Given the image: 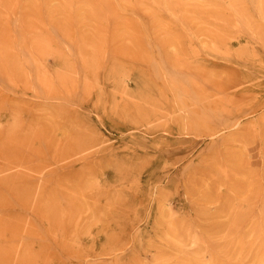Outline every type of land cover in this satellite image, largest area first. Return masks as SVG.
Returning a JSON list of instances; mask_svg holds the SVG:
<instances>
[{"label":"rangeland","instance_id":"rangeland-1","mask_svg":"<svg viewBox=\"0 0 264 264\" xmlns=\"http://www.w3.org/2000/svg\"><path fill=\"white\" fill-rule=\"evenodd\" d=\"M0 264H264V0H0Z\"/></svg>","mask_w":264,"mask_h":264}]
</instances>
